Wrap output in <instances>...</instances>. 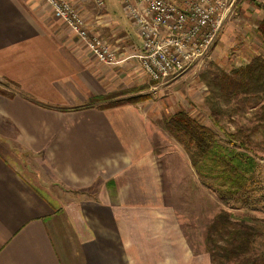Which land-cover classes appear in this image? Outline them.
Here are the masks:
<instances>
[{"label": "crops", "instance_id": "crops-1", "mask_svg": "<svg viewBox=\"0 0 264 264\" xmlns=\"http://www.w3.org/2000/svg\"><path fill=\"white\" fill-rule=\"evenodd\" d=\"M69 1L119 65L96 60L44 0H0V264H211L204 232L217 211L164 130L181 111L204 123L198 66L165 84L191 78L189 100L102 110L94 99L150 88L142 39L124 6Z\"/></svg>", "mask_w": 264, "mask_h": 264}, {"label": "trees", "instance_id": "trees-1", "mask_svg": "<svg viewBox=\"0 0 264 264\" xmlns=\"http://www.w3.org/2000/svg\"><path fill=\"white\" fill-rule=\"evenodd\" d=\"M258 30L264 44V18ZM199 79L209 92L205 101L212 126L181 111L166 119L164 130L182 145L201 180L213 187L218 196L246 203L245 194L250 184L256 182L258 165L249 151L252 146H258L255 144L259 135L264 137V54L256 55L248 64L230 73L212 66ZM146 89L148 87L123 91L92 102H106L100 106L102 110L137 104L150 95L117 98ZM249 113L253 116L246 120ZM228 124H234L233 131L227 130ZM216 129L224 135L228 145L220 143ZM263 236L264 220L234 216L231 211L222 209L206 226L205 252L211 264H264V256L257 255L255 250L257 239Z\"/></svg>", "mask_w": 264, "mask_h": 264}, {"label": "built area", "instance_id": "built-area-1", "mask_svg": "<svg viewBox=\"0 0 264 264\" xmlns=\"http://www.w3.org/2000/svg\"><path fill=\"white\" fill-rule=\"evenodd\" d=\"M98 6L103 0H94ZM127 12L144 40L137 56L152 91L194 65L202 66L223 24L235 14V0H124ZM54 16L84 40L101 63L117 64L114 50L89 28L69 0H44ZM111 62V63H109ZM173 77V78H174Z\"/></svg>", "mask_w": 264, "mask_h": 264}, {"label": "rangeland", "instance_id": "rangeland-1", "mask_svg": "<svg viewBox=\"0 0 264 264\" xmlns=\"http://www.w3.org/2000/svg\"><path fill=\"white\" fill-rule=\"evenodd\" d=\"M111 1L117 7V9L115 10V13L117 15L123 16L122 14L123 6L126 10L127 3L124 0H120L122 4L120 3L119 0H111ZM235 3H236L235 14L230 15L225 21V23L223 24V27L221 29V32L217 40L215 41L211 49L206 54L204 64L202 66L194 65V67L198 66L197 68H195L194 72L191 74V78H192L191 83L192 84L194 83L193 85H195L194 86L195 88L199 85V83L205 85L204 83L200 81L199 77L203 75V73H205L207 70H209L212 66H215L218 69H221L227 73H230L235 68L248 64L256 55L264 54L263 38L258 30L260 22L264 18V0H235ZM103 5H104V1H103ZM103 5L102 6L97 5V6L101 8L103 7ZM127 15H128V12H127ZM128 17L131 20L129 15ZM133 26L137 30L136 28L137 26L135 24H133ZM137 32L140 35L138 30ZM94 34L98 36L99 38L105 40L108 43V45L114 50V52L116 51V49H114V46L110 42L109 39H104L96 32H94ZM141 39H142V49H143L144 40L142 37ZM80 40L85 43V45L87 46L89 50L87 43L82 39ZM116 57H117L116 58L117 62L119 61V63H121L122 59L118 55H116ZM119 63L117 64L103 63V64L108 65V66H116V65H119ZM140 66H141V62H140ZM141 69H142V66H141ZM142 72H143V69H142ZM185 72L181 73L180 75L176 77H174L175 75H173L174 78L170 77L164 81L155 82L153 86L158 85V87H156L157 88L156 91H152V88H151L152 84L147 79L149 87H150L148 88L149 89L148 95H150V98L152 97V99H154L155 101L156 100L159 101L162 106L166 105L167 107L171 106L172 103L177 102L175 99V96L177 94L183 95L187 100H189L190 99V96L188 93L189 86L187 82L191 78L180 82L181 84L177 88L174 85H170V86L165 85L169 83L167 82L169 80H171L172 82L174 81L176 82V79L177 80L181 79V77L185 74ZM144 76L146 77L145 74ZM1 88L2 87H0V89ZM202 95H203V98H202ZM208 95H209L208 90H206L205 94H203V92L201 91L200 100L198 102H201V101L202 102L197 105L198 106L201 105L199 109L201 111L200 112L202 116L201 119H203V122L205 123V125L211 127L212 123L209 118V108H208V105L206 106V101H205ZM252 116L253 115H251V113L247 114L246 120L247 119L250 120ZM241 120L246 121L245 119H241ZM225 123H228V122H225ZM247 125H250L249 121L247 122ZM234 127H235L234 124H228L227 130L233 131ZM215 133L217 134L218 139L222 145H225V146L228 145L226 138L221 132L218 131V129L215 130ZM170 137L173 138L171 135ZM254 141H255V138H254ZM255 145H258V146H252L250 150L251 152L249 151V154L258 163L256 170H255V176H254L256 182H252L250 184L249 191L245 194V198L248 199L247 202L238 203L230 198L223 200L220 196H218L217 192L215 191L213 187H208L205 184L207 188V210L209 213L212 211H217L218 213L220 210L226 209V210L231 211L234 216L245 217L247 219L256 218V219L264 220V137L259 135L256 138ZM169 150L171 151V148H169ZM166 168H168L167 161H166ZM167 174L169 178V176L171 175L170 171L167 172ZM254 183H256V185H254ZM255 187L256 189H254ZM196 228L198 232H200V226L197 225ZM201 237L203 238V233L201 234ZM196 238H198V235ZM193 239H195V237H193ZM255 250H256L257 255L264 256V236L259 237L257 239L256 244H255Z\"/></svg>", "mask_w": 264, "mask_h": 264}]
</instances>
